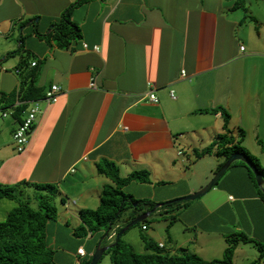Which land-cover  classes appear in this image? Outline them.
Here are the masks:
<instances>
[{"label": "crops", "instance_id": "1", "mask_svg": "<svg viewBox=\"0 0 264 264\" xmlns=\"http://www.w3.org/2000/svg\"><path fill=\"white\" fill-rule=\"evenodd\" d=\"M78 1L0 0V184L58 185L67 225L49 229L62 233L68 250L57 264H82L94 252V238L85 247L73 236L79 211L97 208L112 182L99 172L102 160L115 162L122 177L149 174L148 182L126 185L135 199L163 204L195 193L224 159L216 151L196 157L226 132L223 114L212 112L224 107L233 135L244 129L243 145L264 166V0L240 8L234 0H91L72 9L82 37L69 48L41 36ZM33 67L38 86L63 91L56 103L41 104L29 144L18 152L13 133L27 107L16 91ZM204 162L208 171L198 172ZM185 215L188 229L264 242V200L241 162L189 202Z\"/></svg>", "mask_w": 264, "mask_h": 264}, {"label": "trees", "instance_id": "2", "mask_svg": "<svg viewBox=\"0 0 264 264\" xmlns=\"http://www.w3.org/2000/svg\"><path fill=\"white\" fill-rule=\"evenodd\" d=\"M87 1L91 0H79L71 4L63 11L58 20L53 23L52 31L41 36L54 40L60 48H69L73 41L82 37L81 28L72 20V9L76 5ZM234 1V8L245 7V0ZM18 52L14 51L10 54L14 55ZM27 58L23 61L24 63ZM39 73L40 70L37 67H33L26 74H21L20 86L16 92L23 108H28V101L44 97L45 90L36 84ZM15 95L16 93L12 94V96ZM202 111L209 110L205 109ZM212 112H221L223 114L226 132L218 134L212 144L202 151H196V157H203L216 151L219 156L224 157L216 169L217 172L233 153L242 152L256 163L264 177V166L243 145L246 131L240 129L238 136L233 135L229 129L231 114L224 107H218ZM238 162L245 164L249 169L252 180L258 186L261 197L264 200V185L262 187L258 184L254 172L245 162L237 160L231 166ZM98 169L100 173L106 175L112 182L104 185L100 204L97 208H84L79 211L81 224L76 228L75 233L78 236H87L90 232L103 231L102 245L106 246L114 243L104 253L111 254L113 264H232V258L240 242L253 243L259 250V258L250 264H260L261 261H264V242L242 232L227 237L229 246L223 259L207 260L196 253L189 252L187 248L186 251L182 249V252L163 251L165 245L163 247L160 245L156 246L150 241L146 242V247L149 249L148 252H136L132 246L123 241L122 235L118 237L121 230L136 217H132L131 220L127 217L123 226L116 224L125 215L124 211L133 205L140 206L142 203H146L151 207L144 212H154L172 204L174 201L163 203V206L158 208L156 207L157 204L151 200H138L125 192V186L134 180L150 181V176L146 171H137L122 177L117 164L110 160L100 161ZM27 186L33 187L35 189L34 193L31 194L32 196L28 195L29 197L27 196L26 199H21L20 195ZM58 195L59 187L54 183L30 184L28 182H20L13 185L0 184V202L5 198H9L16 200L18 203L9 212L7 218L4 221H0V264H57L55 261V250L48 234V227L52 221L57 219L59 214ZM188 203L186 201L185 205ZM143 225L145 226V224ZM113 231H115L116 237L110 243L109 239ZM92 257H87L83 264H90Z\"/></svg>", "mask_w": 264, "mask_h": 264}, {"label": "rangeland", "instance_id": "3", "mask_svg": "<svg viewBox=\"0 0 264 264\" xmlns=\"http://www.w3.org/2000/svg\"><path fill=\"white\" fill-rule=\"evenodd\" d=\"M33 58L32 56H30ZM43 104V102L41 103ZM30 140V136H29ZM29 144V143H28ZM255 156V155H254ZM256 157V156H255ZM259 159L258 157H256ZM260 161V160H259ZM208 171V165L206 162L200 163L198 167V172H205ZM211 177L209 182L212 180ZM208 182V183H209ZM207 185V184H206ZM130 188V187H129ZM128 187L124 188L126 193H131V190ZM202 189V188H201ZM34 188H27V191H23V193L20 195L21 199H26L27 196L34 193ZM200 190V189H199ZM198 190V191H199ZM210 192V191H209ZM208 192V193H209ZM207 193V194H208ZM193 194V193H191ZM189 194V195H191ZM133 197H136L135 194ZM189 195H184L177 197L175 199L183 198ZM206 195V194H205ZM204 195V196H205ZM28 196V197H29ZM32 196V195H31ZM204 196L198 198L201 199ZM173 199V200H175ZM190 200L188 202H196V200ZM172 201V200H171ZM186 201H174L172 204L161 208L158 211L151 212L150 216L140 224H136L132 227H130L126 232L122 235V239L124 242L132 246V248L138 252V253H146L149 251L146 247V242L150 241L154 245H160L163 243L166 247L163 249V251H177L182 252V249H185L186 251V240L190 239L192 240V244L190 245L188 249L191 253H196L207 260H213V259H223L225 257V251L229 246V242L227 241V238H223V235L221 232L215 231V232H207L203 229L199 228H186V218H185V211H186ZM18 205L16 200H12L9 198H5L1 200L0 202V221H4L9 212ZM151 206L146 203H142L140 206H131L126 211H124V216H122L120 221H117L116 224L119 225H125V219L128 217V219L131 220L134 216H139L144 211L149 209ZM149 212V211H146ZM61 212H59L58 217L56 220L52 221L54 223H62L63 225H67L66 223L62 222L60 220ZM143 224H145L146 228H143ZM70 226V225H69ZM73 225H71L72 227ZM54 234H52L51 227L49 229L48 227V234L50 235V242L52 244V247L55 250V261L58 263V256L63 253H67V244L62 241V233H58L56 230H54ZM57 234V235H56ZM56 235V236H55ZM104 233L101 232H93L89 233L87 236H73L76 238V241H80L83 246H87V242L90 241L92 238L96 241L95 246L92 248L94 249V252L92 254H89L88 258L93 256L97 247L100 243H103V237ZM233 235V234H232ZM231 234L227 235L229 237L232 236ZM58 236V241L56 240ZM116 237L113 236L109 239V242L111 243ZM226 239V240H225ZM89 252V251H88ZM259 258V250L253 243H244L240 242L235 250L234 256L232 258V264H250L252 261H255ZM67 264H70L69 259H67ZM85 262V259L82 260V264ZM99 264H113L111 259V254H104L99 262ZM260 264H264V261H261Z\"/></svg>", "mask_w": 264, "mask_h": 264}, {"label": "built area", "instance_id": "4", "mask_svg": "<svg viewBox=\"0 0 264 264\" xmlns=\"http://www.w3.org/2000/svg\"><path fill=\"white\" fill-rule=\"evenodd\" d=\"M88 44L84 43V48H88ZM94 50L99 51L100 47L95 46L93 47ZM241 49L244 50V46H241ZM36 62H33V65H35ZM92 86H95V83H91ZM62 87L59 84H52L49 88L45 90L44 97L41 99H34L28 101V108L26 109L25 115L23 116V119L21 122H19L17 128L15 129L13 133V141L16 146V149L18 152H23L26 149V146L29 142V136L32 133L34 126L36 122L38 121L39 113L41 112V103L46 102L49 104H54L58 101L60 94L62 93ZM171 96L174 98V92L171 91ZM149 100L153 103H158L159 98L156 95L155 92L150 91L148 93ZM4 115H7L6 113ZM124 130H128V127H124ZM182 152H180L181 154ZM233 198V197H232ZM76 202V201H74ZM146 228V226H144ZM115 231L112 232L111 238L115 236ZM161 247L164 246L163 243L160 244ZM79 254L82 256L86 255V252L84 248H79L78 250Z\"/></svg>", "mask_w": 264, "mask_h": 264}, {"label": "water", "instance_id": "5", "mask_svg": "<svg viewBox=\"0 0 264 264\" xmlns=\"http://www.w3.org/2000/svg\"><path fill=\"white\" fill-rule=\"evenodd\" d=\"M237 160H241V161L245 162L251 168V170L254 172V174L257 178L258 184L263 187L264 177H263V174L261 173V171L258 169L256 163L249 156H247L245 153L235 152L230 156V158L226 161V163L215 173V176L212 178V180L209 183H207V185H205L202 189H200L199 191H197V192H195L189 196L179 198V199H175L173 201H190V200H195V199H198V198L204 196L205 194H207L209 191H211L214 188L215 184L220 180V178L230 168L232 163H234ZM162 205L163 204H157L156 207H159ZM150 214H151V212H145V213L135 217L131 222H129L121 230L118 237L123 235L126 232V230H128L130 227L146 220ZM112 245H114V243L106 245V246H103L102 243H100L99 246L97 247L93 257H92L90 264H99L102 256L106 252V250H108L109 247H111Z\"/></svg>", "mask_w": 264, "mask_h": 264}]
</instances>
